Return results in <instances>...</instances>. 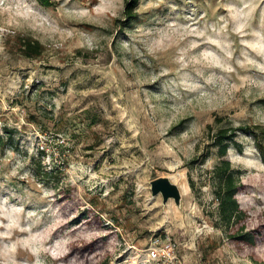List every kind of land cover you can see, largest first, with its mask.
<instances>
[{
    "label": "rangeland",
    "instance_id": "374dc122",
    "mask_svg": "<svg viewBox=\"0 0 264 264\" xmlns=\"http://www.w3.org/2000/svg\"><path fill=\"white\" fill-rule=\"evenodd\" d=\"M51 1L0 0V264H80L72 242L84 264H163L166 243L171 264H264L254 136L226 155L252 241L215 226L210 177L218 126L264 125V0H140L132 22L125 0Z\"/></svg>",
    "mask_w": 264,
    "mask_h": 264
},
{
    "label": "trees",
    "instance_id": "16d2710c",
    "mask_svg": "<svg viewBox=\"0 0 264 264\" xmlns=\"http://www.w3.org/2000/svg\"><path fill=\"white\" fill-rule=\"evenodd\" d=\"M45 7L52 5L51 0H38ZM140 0H125L124 17L129 22L134 21L137 16V7ZM21 54L27 58H34L43 52V45L30 36H23L20 39ZM218 124L222 123L218 120ZM212 130V126H208ZM251 134L254 136L255 144L259 150L261 160L264 164V125L243 124L238 127L231 125H220L211 136V146L216 149L218 161L211 169V183L213 195L217 201V221L215 226L227 231V236L236 240L252 241L251 233L245 231L242 222L246 218V212L240 207L236 198L241 186V172L234 168L229 159L226 158L228 150L235 148L242 151V144L236 140L237 133ZM54 169L40 173L42 177H50ZM38 174V176H40Z\"/></svg>",
    "mask_w": 264,
    "mask_h": 264
},
{
    "label": "water",
    "instance_id": "95a60500",
    "mask_svg": "<svg viewBox=\"0 0 264 264\" xmlns=\"http://www.w3.org/2000/svg\"><path fill=\"white\" fill-rule=\"evenodd\" d=\"M151 193L153 196L160 194L162 200L166 203L169 199H173L178 205L181 201V190L179 186L172 182L169 177L161 176L150 182Z\"/></svg>",
    "mask_w": 264,
    "mask_h": 264
},
{
    "label": "built area",
    "instance_id": "2783aa9c",
    "mask_svg": "<svg viewBox=\"0 0 264 264\" xmlns=\"http://www.w3.org/2000/svg\"><path fill=\"white\" fill-rule=\"evenodd\" d=\"M158 250L157 247H150L148 255L150 259L156 260L157 262H161L163 264H171L173 260L176 258L174 254V247L170 243H166ZM168 262V263H167Z\"/></svg>",
    "mask_w": 264,
    "mask_h": 264
},
{
    "label": "bare ground",
    "instance_id": "6f19581e",
    "mask_svg": "<svg viewBox=\"0 0 264 264\" xmlns=\"http://www.w3.org/2000/svg\"><path fill=\"white\" fill-rule=\"evenodd\" d=\"M93 245L85 246V247H78L74 242H72L65 255L63 256V259L65 262L69 261H78L80 264H84L85 262L88 261L87 255L85 249L87 247H92Z\"/></svg>",
    "mask_w": 264,
    "mask_h": 264
}]
</instances>
